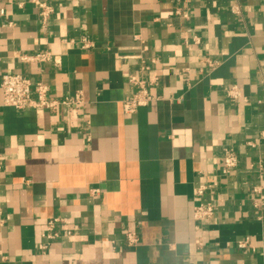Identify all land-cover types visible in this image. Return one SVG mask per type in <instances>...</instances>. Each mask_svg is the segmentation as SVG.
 I'll list each match as a JSON object with an SVG mask.
<instances>
[{
    "label": "crops",
    "instance_id": "crops-1",
    "mask_svg": "<svg viewBox=\"0 0 264 264\" xmlns=\"http://www.w3.org/2000/svg\"><path fill=\"white\" fill-rule=\"evenodd\" d=\"M41 1L45 22L0 0V85L23 74L85 104L19 111L0 86V264H264V0ZM132 77L154 100L129 115Z\"/></svg>",
    "mask_w": 264,
    "mask_h": 264
},
{
    "label": "built area",
    "instance_id": "built-area-1",
    "mask_svg": "<svg viewBox=\"0 0 264 264\" xmlns=\"http://www.w3.org/2000/svg\"><path fill=\"white\" fill-rule=\"evenodd\" d=\"M32 3L39 9L40 16L45 22L53 12L52 7L46 2L41 0H32ZM239 10V6L236 4L232 7V11L236 13ZM92 46L91 42L84 39V48ZM23 61H50L52 60L51 54L44 53L35 57H22ZM208 66L214 69L216 64L212 61H208ZM130 83L137 87V91L134 95L128 97L123 101V110L126 114H134L140 107L147 106L154 99L149 94L150 84L144 79H138V77H132ZM1 89L3 94V106L12 107L19 111H25L29 109H46L56 110L58 107L63 106L68 109L80 108L84 106L85 101L82 93H78L74 97H68L63 100H52L49 98V87L42 82L34 83L29 77L23 74L17 73H5L1 79ZM227 97L230 101H238L242 98L241 91L237 86L229 87L226 89ZM224 174H231L238 167V157L234 149L226 148L224 150ZM205 191V187H199L197 194L202 196ZM255 192H259L258 189ZM264 205V197H262ZM214 209L212 205H201L195 208L194 217L198 221H205L213 216ZM59 219L51 220L47 224V231L43 235L50 242L60 237V234L55 231L56 225ZM126 242L129 247H136L139 244V238L135 232L129 231L126 234ZM248 246V240L239 241V248H246Z\"/></svg>",
    "mask_w": 264,
    "mask_h": 264
}]
</instances>
